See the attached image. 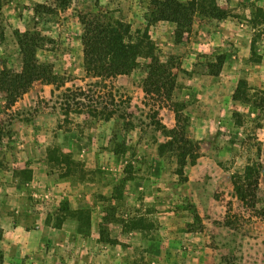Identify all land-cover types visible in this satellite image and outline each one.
<instances>
[{
	"label": "rangeland",
	"instance_id": "rangeland-1",
	"mask_svg": "<svg viewBox=\"0 0 264 264\" xmlns=\"http://www.w3.org/2000/svg\"><path fill=\"white\" fill-rule=\"evenodd\" d=\"M166 1L0 0V72L24 33L44 71L0 92L4 264H264V105L232 99L264 90V0ZM83 17L131 26L129 72L85 71Z\"/></svg>",
	"mask_w": 264,
	"mask_h": 264
},
{
	"label": "trees",
	"instance_id": "trees-1",
	"mask_svg": "<svg viewBox=\"0 0 264 264\" xmlns=\"http://www.w3.org/2000/svg\"><path fill=\"white\" fill-rule=\"evenodd\" d=\"M196 0H190L187 5H194ZM166 1L164 7H168L167 4H171L172 17L170 19L175 20L177 16L185 7L180 2L175 0ZM186 8V7H185ZM164 17L167 13H162ZM165 19V18H162ZM83 25L82 35V53H83V66L85 71L99 72L103 75H113L127 73L133 67L131 56L136 48L131 42V26L121 21L112 22V24H103L95 19L83 17L81 19ZM147 31V28L145 29ZM17 42L22 56L23 63V75H11L6 71L0 72V92H5L6 99L10 100L16 94L19 95L25 92L32 84L33 81L40 79L44 71L37 65L35 58V50L37 42L32 40V36L28 33L20 34L17 37ZM224 56H218V71L213 72L217 75L219 69L223 63ZM113 63V70L107 71V64ZM21 93H20V92ZM232 99L239 102H246L249 99H259L253 101V105L256 108L264 105V90H251L247 82L240 79L233 91ZM232 118L235 125H241L240 116L237 112L232 114ZM1 139V134H0ZM162 145L159 146V151L162 150ZM258 156H260V149H257ZM178 169L176 174L179 177L183 175V168L185 161L177 160ZM255 166L260 168V163H256ZM3 239V231L0 228V242ZM0 264H4L3 253L0 249Z\"/></svg>",
	"mask_w": 264,
	"mask_h": 264
}]
</instances>
